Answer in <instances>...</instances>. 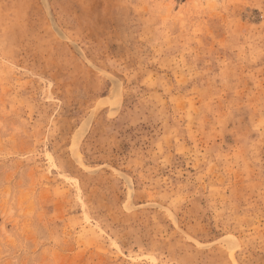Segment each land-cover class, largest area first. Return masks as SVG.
<instances>
[{"label":"rangeland","instance_id":"obj_1","mask_svg":"<svg viewBox=\"0 0 264 264\" xmlns=\"http://www.w3.org/2000/svg\"><path fill=\"white\" fill-rule=\"evenodd\" d=\"M0 264H264V0H0Z\"/></svg>","mask_w":264,"mask_h":264},{"label":"bare ground","instance_id":"obj_2","mask_svg":"<svg viewBox=\"0 0 264 264\" xmlns=\"http://www.w3.org/2000/svg\"><path fill=\"white\" fill-rule=\"evenodd\" d=\"M114 95V94H113Z\"/></svg>","mask_w":264,"mask_h":264}]
</instances>
